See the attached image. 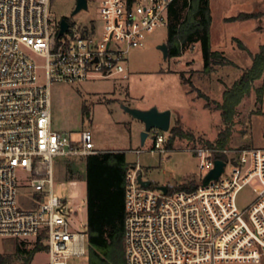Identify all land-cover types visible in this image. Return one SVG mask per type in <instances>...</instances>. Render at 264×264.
<instances>
[{
	"label": "built area",
	"instance_id": "2783aa9c",
	"mask_svg": "<svg viewBox=\"0 0 264 264\" xmlns=\"http://www.w3.org/2000/svg\"><path fill=\"white\" fill-rule=\"evenodd\" d=\"M175 1L98 0L101 26L67 21L60 36L51 0H0V238L40 241L47 264L87 256L86 231L73 228L74 210L53 192L55 166L100 152L91 131L54 129L51 87L128 79V53L169 25ZM32 54L45 59V82ZM149 136L151 152H163L167 133L152 129ZM194 152L204 177L166 193L143 187L139 163L131 166L126 264H264V149L205 146ZM216 161L225 163L224 170L205 185ZM19 169L28 181L20 179ZM245 195L251 197L243 201Z\"/></svg>",
	"mask_w": 264,
	"mask_h": 264
},
{
	"label": "rangeland",
	"instance_id": "374dc122",
	"mask_svg": "<svg viewBox=\"0 0 264 264\" xmlns=\"http://www.w3.org/2000/svg\"><path fill=\"white\" fill-rule=\"evenodd\" d=\"M77 0H51L50 15L55 23L62 19L83 26L94 22L101 26L98 0H88V10L72 15ZM211 9V48L222 53L233 65L212 64L204 71L205 59L200 43L190 46L180 57L164 58L159 46L167 44L168 26L149 33L144 45L132 49L126 60L128 79L121 76L92 78L79 84H54L52 92V121L54 129L78 133L89 130L100 151L121 150L132 165L139 163L144 180L153 187H185L197 184L204 173L199 170V158L194 149L216 144L219 135L230 127L226 147L264 149V92L260 100L258 89L264 79L256 81L251 93L236 109L233 122H223L218 104L224 92L252 65L253 55L264 45V0H209ZM251 15L247 19H236ZM238 40L247 50L238 45ZM40 67L39 79L45 82V59L32 54ZM215 62H218L217 60ZM124 107L147 111H171V127H181L188 137L175 139L172 148L167 143L163 152H151L154 138L149 136L141 145L144 125ZM170 131L167 136H170ZM140 150L141 154L134 152ZM72 171L71 175L69 174ZM20 179L27 176L19 169ZM28 181V180H27ZM73 185L72 182H76ZM55 196L65 199L74 210L73 228L87 230V190L84 161L56 162ZM74 196V197H73ZM251 195L242 198L247 200ZM26 242L34 247V240L22 241L0 238V254L11 255L16 244ZM46 250L38 253L32 264H47ZM70 264H88V257H75Z\"/></svg>",
	"mask_w": 264,
	"mask_h": 264
},
{
	"label": "trees",
	"instance_id": "16d2710c",
	"mask_svg": "<svg viewBox=\"0 0 264 264\" xmlns=\"http://www.w3.org/2000/svg\"><path fill=\"white\" fill-rule=\"evenodd\" d=\"M243 15L236 19H247ZM211 9L209 0H176L170 7L167 46L169 56L180 57L190 46L200 43L203 47L205 68L209 73L212 64L233 65L222 53L211 48ZM241 49L247 50L238 40ZM251 54L252 65L234 85L226 90L223 103L218 104L223 122L228 126L233 122L236 109L253 90L256 81L264 79V45L256 54ZM218 62H215V61ZM264 87L258 89L261 100ZM231 135L230 127L219 135L216 144L209 147L225 148ZM178 137H188L181 127L170 131L167 147L172 148ZM85 182L87 190V238L88 264H126L125 256V193L127 174L132 166L125 152H100L84 160ZM70 170L69 174L71 175ZM185 187H178L182 189ZM26 242L16 244L13 260L11 255L0 254V264H32L35 256L47 248L40 241L32 249Z\"/></svg>",
	"mask_w": 264,
	"mask_h": 264
},
{
	"label": "water",
	"instance_id": "95a60500",
	"mask_svg": "<svg viewBox=\"0 0 264 264\" xmlns=\"http://www.w3.org/2000/svg\"><path fill=\"white\" fill-rule=\"evenodd\" d=\"M88 10V0H77L75 9L72 15H76L81 11ZM61 30L59 35H63L69 27V24L66 19H62L60 22ZM159 49L162 51L164 58H168L169 50L167 44H162L159 46ZM126 112L130 113L135 119L139 120L144 125V130L141 133V145L144 146L147 138L150 135L152 129H159L163 132L168 133L171 127V111H159L157 108H152L147 111H141L132 109L129 107H124ZM225 167V163L223 161H216L215 168L206 176L204 179V184L207 185L212 180H217V178L221 175ZM139 183L148 188L152 185V181L150 180H143V176L139 175L138 177ZM159 190L163 191L164 193L167 192L166 186L158 187Z\"/></svg>",
	"mask_w": 264,
	"mask_h": 264
},
{
	"label": "crops",
	"instance_id": "0c3cea01",
	"mask_svg": "<svg viewBox=\"0 0 264 264\" xmlns=\"http://www.w3.org/2000/svg\"><path fill=\"white\" fill-rule=\"evenodd\" d=\"M96 146V145H95ZM97 149V148H96ZM98 150V149H97ZM99 152H109V151H100V150H98ZM110 151H116V152H118V151H120V152H123V151H121V150H110ZM75 184L74 185H76V183H77V181L76 182H74ZM195 185V184H194ZM188 186H193V185H188Z\"/></svg>",
	"mask_w": 264,
	"mask_h": 264
}]
</instances>
